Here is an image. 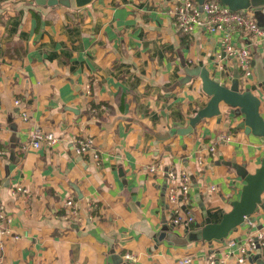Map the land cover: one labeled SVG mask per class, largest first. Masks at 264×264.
<instances>
[{"label":"crops","instance_id":"obj_1","mask_svg":"<svg viewBox=\"0 0 264 264\" xmlns=\"http://www.w3.org/2000/svg\"><path fill=\"white\" fill-rule=\"evenodd\" d=\"M59 1L0 0V198L17 238L4 264H178L188 257L208 264L211 254L238 264L241 245L264 234V194L253 225L223 243L181 241L231 211L246 184L241 173L261 166L264 143L236 129L240 118L214 117L190 135L173 133L210 99L194 69L223 74L230 85L236 60L218 62L216 35L180 34L169 13L174 0H94L81 8ZM257 20L263 24L264 15ZM233 41L253 55L255 77L249 84L240 77L241 91L252 88L263 100L253 62H264V51L243 35ZM37 130L56 134L58 143L29 147ZM76 138L92 139V152L78 155ZM171 169L191 177L190 229L170 222ZM17 187L30 198L14 195ZM68 199L80 204L81 222L65 218Z\"/></svg>","mask_w":264,"mask_h":264},{"label":"built area","instance_id":"obj_2","mask_svg":"<svg viewBox=\"0 0 264 264\" xmlns=\"http://www.w3.org/2000/svg\"><path fill=\"white\" fill-rule=\"evenodd\" d=\"M170 15L176 21L177 29L182 35H192L196 30H204L205 32L218 36L221 43V49L215 53L218 62L222 63L227 60H236L242 70L241 78H245L246 84H249L255 77L252 67L253 55L252 51L245 47H239L234 44L233 37L236 34L243 35L249 40L250 46L258 47L264 51V24L261 25L255 18L251 10L231 11L227 6L220 3L219 0H206L203 5H199L197 0H174L169 8ZM264 14V8H263ZM19 104V101H15ZM58 143V137L54 133H44L39 130L31 135L30 146L34 149H40L44 144L53 146ZM78 155L85 156L92 152L94 145L92 139L76 138L73 141ZM210 152L214 155L215 149L211 148ZM95 158L98 155L95 153ZM157 166L152 165L150 172L155 173ZM169 180V188L167 192V204L171 215V225L179 229H190L194 226V215L186 210L190 203V193L192 188L191 177L188 172L182 170L171 169L166 173ZM211 191L215 187H211ZM25 195L30 198L29 191L23 187H17L14 195ZM92 204L89 202L88 207ZM65 218L73 219L81 222V206L72 199L65 202ZM11 216L8 214L2 199L0 198V264L5 263V254L8 242L13 237L9 227ZM245 224L253 225V220L245 219ZM260 244L264 247V234H258L256 237L251 236L245 246L241 245V254L238 264H245L249 254L257 252V246ZM243 246V247H242ZM127 260H133L131 254L125 256ZM192 258L188 257L179 261L178 264H191ZM208 264H227L225 259H219L216 255L208 256Z\"/></svg>","mask_w":264,"mask_h":264},{"label":"water","instance_id":"obj_3","mask_svg":"<svg viewBox=\"0 0 264 264\" xmlns=\"http://www.w3.org/2000/svg\"><path fill=\"white\" fill-rule=\"evenodd\" d=\"M94 0H74L77 8L90 5ZM206 0H197L199 5H203ZM231 11L252 10L260 5V0H219ZM38 5L54 6L61 3L59 0H36ZM258 81L264 83V62L258 59L253 62ZM200 80L202 91L210 98L207 105L200 109L194 117L189 120L186 128L173 131L181 136L190 135L196 127L206 119L214 117H225L227 121L241 119L236 126L237 130H242L247 136L258 138L264 143V99L248 88L241 91L240 77H229L230 85L225 84L220 78L212 77L210 71L201 68L195 74ZM227 106V111L222 112L220 105ZM245 180L239 200L232 202V209L225 213L219 223H213L210 218L205 221V226L197 231L188 232L187 238L182 239L184 245L193 241H204L207 243H223L234 231L245 226V219L256 213L262 204L264 194V158L261 166L253 174L241 173ZM260 253V254H259ZM249 264H264V247L257 246V252L249 254L247 259ZM116 263V262H115ZM125 264V263H124Z\"/></svg>","mask_w":264,"mask_h":264},{"label":"rangeland","instance_id":"obj_4","mask_svg":"<svg viewBox=\"0 0 264 264\" xmlns=\"http://www.w3.org/2000/svg\"><path fill=\"white\" fill-rule=\"evenodd\" d=\"M251 12L253 13V15L255 16V18L257 19L258 17H259V15H262V17H263V7H262V5H259V6H256V7H254V9H252L251 10ZM261 23V22H260ZM264 24V23H263ZM263 24H261V25H263ZM201 68L202 67H200V66H198L197 68H195L194 70V75L195 74H197L198 75V73L200 72V70H201ZM233 75L235 76V77H240V76H242V70H241V68L239 67V65H238V63H235L234 64V69H233ZM219 76H221V79H222V76H223V74H219ZM223 79H224V77H223ZM254 86L253 87H256V86H258V88L260 87L261 89H263L264 90V83H260V82H255V84H253ZM250 89H252V88H250ZM177 236V235H176ZM171 239H174L175 241H177V238L178 237H175V235H173V236H171L170 237ZM260 254V253H259Z\"/></svg>","mask_w":264,"mask_h":264}]
</instances>
